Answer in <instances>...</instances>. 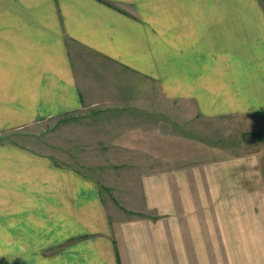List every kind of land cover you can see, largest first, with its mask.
<instances>
[{"label": "crops", "instance_id": "obj_1", "mask_svg": "<svg viewBox=\"0 0 264 264\" xmlns=\"http://www.w3.org/2000/svg\"><path fill=\"white\" fill-rule=\"evenodd\" d=\"M79 49L108 61L125 93L83 87ZM130 98L146 123L180 103L263 132V2L0 0V264H264L257 146L218 157L190 147L191 161L144 173L119 205L94 176L4 137Z\"/></svg>", "mask_w": 264, "mask_h": 264}, {"label": "rangeland", "instance_id": "obj_2", "mask_svg": "<svg viewBox=\"0 0 264 264\" xmlns=\"http://www.w3.org/2000/svg\"><path fill=\"white\" fill-rule=\"evenodd\" d=\"M75 53L76 75L83 87L98 90L103 98L109 91L117 97L125 93L124 86L114 84L118 75L105 68L112 66L108 61L90 58L91 52L84 49ZM124 101L120 105L87 104L11 130L4 137L47 153L57 164L94 176L103 196L119 205L124 190H138L144 173L191 161L190 147L205 152L202 147L208 146L216 149L214 157H218L248 153L257 146L264 173V130L249 140L241 117H202L178 103L163 106L161 120L146 123L141 108L131 98ZM202 156L194 154L195 158Z\"/></svg>", "mask_w": 264, "mask_h": 264}, {"label": "water", "instance_id": "obj_3", "mask_svg": "<svg viewBox=\"0 0 264 264\" xmlns=\"http://www.w3.org/2000/svg\"><path fill=\"white\" fill-rule=\"evenodd\" d=\"M258 136H259L258 133L247 134V138H248L249 140H251V139H257Z\"/></svg>", "mask_w": 264, "mask_h": 264}, {"label": "trees", "instance_id": "obj_4", "mask_svg": "<svg viewBox=\"0 0 264 264\" xmlns=\"http://www.w3.org/2000/svg\"><path fill=\"white\" fill-rule=\"evenodd\" d=\"M247 135V133H245ZM259 135H262L260 133H258ZM88 236L87 234H84V235H81V236H78L77 238H82V237H86ZM75 238H71L70 240H74Z\"/></svg>", "mask_w": 264, "mask_h": 264}]
</instances>
